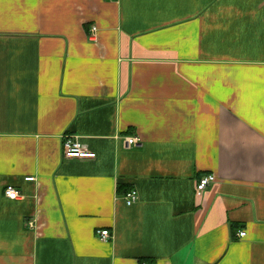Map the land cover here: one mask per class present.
I'll return each instance as SVG.
<instances>
[{"label":"crops","instance_id":"0c3cea01","mask_svg":"<svg viewBox=\"0 0 264 264\" xmlns=\"http://www.w3.org/2000/svg\"><path fill=\"white\" fill-rule=\"evenodd\" d=\"M0 264H264V0H0Z\"/></svg>","mask_w":264,"mask_h":264},{"label":"built area","instance_id":"2783aa9c","mask_svg":"<svg viewBox=\"0 0 264 264\" xmlns=\"http://www.w3.org/2000/svg\"><path fill=\"white\" fill-rule=\"evenodd\" d=\"M98 33V28L96 26L91 27L90 34L92 38ZM124 143L127 149H139L143 147V141L138 136H129L124 138ZM63 157L68 161H90L97 158V154L91 151L79 137L67 136L63 144ZM27 181H34L33 178L27 179ZM216 181L214 176H207L201 179L197 189L196 194L198 197H202L209 186ZM5 197L10 200H21L23 194L13 187H8L5 190ZM139 202V194L136 190H132L127 193L125 196V203L128 207H132ZM29 227L34 228L32 222L29 223ZM97 236L102 241H108L112 238V233L109 230H100L97 231ZM239 238L246 237L245 232H240L238 235Z\"/></svg>","mask_w":264,"mask_h":264}]
</instances>
